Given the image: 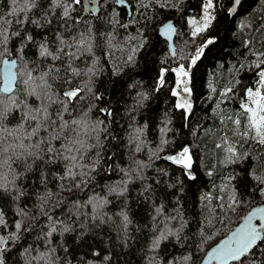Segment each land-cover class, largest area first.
Returning <instances> with one entry per match:
<instances>
[{"label": "trees", "instance_id": "trees-1", "mask_svg": "<svg viewBox=\"0 0 264 264\" xmlns=\"http://www.w3.org/2000/svg\"><path fill=\"white\" fill-rule=\"evenodd\" d=\"M126 1L132 9L130 17L126 8L116 6V0H99L98 15L84 13L83 0L78 4L69 0L67 18L62 15L63 7L52 13L50 0H39L40 7L33 10L34 15L29 13L42 21V26L24 25L35 42L27 44L22 60L36 70L34 75L47 71L53 64L62 68L71 64L80 70L90 66L92 57L87 53L72 60L63 55L61 61L49 57L42 65L38 45L46 44L50 52L60 55L59 40L74 45V36L79 39L80 33L89 34L88 30H92L93 53L99 58L92 91L85 89L80 93L83 100L68 102L62 94L88 80L83 75L72 76L70 70L62 71L55 81L49 78V83L52 91L65 101L69 110L64 113L66 120L77 118L91 108L90 120L102 121L103 131L98 163L96 150L81 162L96 167L95 172L83 178L87 184L64 191L61 184L80 183V178L75 182L60 180L53 173L62 175L63 164H40L38 170L19 182L27 188V196L13 201L16 192H0V209L7 222L6 228H0V235L15 232L17 221L23 224L18 233L20 239L10 241L11 251L3 253L5 264H27L40 253H49L54 264H168L170 261L200 264L206 252L232 231L251 208L264 204V196L253 190L254 181L247 175L249 166H254L256 174H264V151L256 148L253 159L243 163L227 167L221 163L222 154L214 148L222 135L219 117L213 112L217 97L208 87L211 83L222 91L230 84L240 88L254 82V64L264 52V3L243 0L231 16L233 0H213L215 8L211 11L215 19L206 31L193 37L195 26L189 22H202L205 0ZM9 11L10 0H0V16L15 19L7 16ZM45 19H51V23L44 22ZM167 22L176 28L175 55L168 41L158 34ZM208 39L214 43L205 48L190 73L193 108L186 118L183 110L175 108L177 97L172 95V90L176 87V74L170 70L180 64L187 67L196 49ZM141 40L146 42L145 47L137 51L133 63H126L131 49ZM18 46L14 38L7 47ZM66 51L74 53L77 49L70 47ZM3 58L0 52V68ZM161 69L169 71L164 74L165 84L158 87ZM237 80L240 84H236ZM209 95L213 96L212 100ZM43 104L53 119L62 110L60 104H49L47 99H43ZM220 107L225 113L230 112L235 101ZM101 109H107L111 115ZM183 146L191 147L195 180L188 179L178 165L166 159ZM246 147L253 151L254 146ZM137 162L147 167L141 169ZM41 171L47 174L46 183L41 181ZM233 174L235 179L229 184L227 178ZM149 185L150 190L145 191ZM113 188L121 194L111 191ZM233 197L239 203L233 205ZM99 200L104 203L96 216L94 204ZM162 205L163 214L157 215L156 208ZM21 208L26 213L23 216L17 214ZM43 212L63 221L56 225L57 231L51 237L46 233L52 221ZM177 213L179 216L170 220L169 227L175 230L183 223L180 238L169 237L154 250L153 241L159 230L153 226L162 229L164 218L175 217ZM125 214L129 222L124 221ZM65 227L69 230L64 231ZM25 249L30 251L26 253ZM183 257L190 259L185 262ZM254 259L255 264L264 261V245L257 249Z\"/></svg>", "mask_w": 264, "mask_h": 264}, {"label": "snow or ice", "instance_id": "snow-or-ice-1", "mask_svg": "<svg viewBox=\"0 0 264 264\" xmlns=\"http://www.w3.org/2000/svg\"><path fill=\"white\" fill-rule=\"evenodd\" d=\"M118 4H124L126 0H116ZM52 5L51 11L54 14L56 8L63 7V17H69V9L71 4L69 0H50ZM71 3H80V0H71ZM234 6L229 9V14L236 11L235 6H239L241 0H233ZM264 3V0H261ZM146 7V5H142ZM40 7L39 0H10V11L7 16L15 17L13 20L7 19L6 16H0V52L3 53V85L0 87V192L9 193L16 192L12 197L13 201L19 200L27 196L28 190L23 186V181L29 173H33L39 169L40 164L45 166L63 164V174L53 173L58 179H69L73 182L80 178V183H73L60 187L64 191H72L73 187L79 188L82 184H87V180L83 179L89 172H95V166H89L81 163L90 156L93 150H96L97 163L100 158L98 146L100 145V134L103 131L102 121H91L89 108L83 112L81 116L72 120H66L64 113L68 112L65 101L52 91V84L49 78L55 81L60 73L71 71L72 76L79 77L81 75L88 77V80L80 87L66 91L62 95L67 98L68 102L75 100H83L80 95L85 89L90 93L92 91V78L99 71L97 65L99 58L93 53L94 37L90 34L80 33V38L75 36L74 45L67 44L63 39L59 40L61 45L57 50L60 55L50 52L46 44H39V55L42 57V65L44 60L49 57L52 61H61V57L66 56L69 60L80 59L87 53L92 57V63L84 70L71 67L62 68L53 64L47 71L34 75L36 70L30 69L26 61L22 60L24 49L28 43H34V37L27 31L24 25L31 23L36 26H42L41 19H34L29 13ZM204 16L202 22L191 20L189 23L194 25L192 36L195 37L206 31L215 19L212 11L215 8L213 0H205ZM44 22L51 23V19H45ZM15 25L13 28L12 26ZM175 31L171 23L163 25V33L171 36ZM23 33V35H22ZM18 41V47L9 49L7 46L13 39ZM145 41L141 40L137 47L131 49V54L127 57L126 63H133L134 56L139 49L145 47ZM214 43L213 39H208L205 44L197 48L195 54L191 57L189 65L186 67L180 64L178 67L170 71L176 74V88L172 90V95L177 97L175 108L183 110L185 117L192 113V102L189 99L192 89L188 87L190 83V73L192 67L196 65L204 54L205 48ZM76 47L77 51L69 53L67 48ZM173 55L175 50L173 49ZM256 69L254 73V82L251 85H244L240 88L235 85H228L222 91H218L209 83L208 87L211 94L217 97L214 100L215 108L213 112L219 117L220 130L222 135L219 142L214 144V148L220 150L222 154L221 163L227 167L233 164L243 163L246 160L253 159V153L256 148L264 151V52H261L254 64ZM168 69H161L158 78V87L165 84V72ZM118 74V73H117ZM71 83V81H68ZM236 84H240L237 80ZM131 87V86H130ZM187 94V95H185ZM146 98V96H145ZM209 100L213 99L209 95ZM43 99H47L49 104L57 103L61 106V111L53 114L49 112V108L44 106ZM99 99V97H97ZM235 101V107L225 113L221 109V104ZM39 102V103H38ZM75 106V105H74ZM107 115L111 113L107 109H101ZM70 114V113H69ZM16 123L13 124L12 121ZM162 132L166 131L161 129ZM211 132V130H207ZM231 133V137L228 133ZM89 141H95L90 143ZM167 143V141H164ZM246 146H254L250 152ZM140 146L137 145V150ZM167 160L178 165L187 176L188 179L195 180L193 173V154L190 146H183L175 155H169ZM141 169L146 168L142 162H137ZM79 169L80 171H75ZM87 169V171H85ZM209 176L211 172L207 173ZM42 183H46L47 174L40 172ZM247 175L254 181L253 190L264 196V174H256L254 166H249ZM143 179V177H141ZM91 179V177H89ZM235 179V174L228 176L227 180L230 184ZM151 186H147L145 191H149ZM223 190V189H222ZM111 191L121 194L120 190L113 188ZM49 192L48 196L51 197ZM43 199V198H41ZM104 201L99 200L94 204L96 216H99V209L103 206ZM239 203L233 197V205ZM232 205H230L231 207ZM55 206H53V211ZM43 211V210H42ZM157 215L163 214V205L156 208ZM18 215H25V210L21 208ZM52 223L46 235L51 237L57 231L56 225L62 224L63 221L54 220L50 212H43ZM179 213L175 217H165L163 220V228L159 229L158 225H154V229L159 230V235L153 241V249H158L162 241H166L169 237L180 238L179 233L183 228L181 223L179 228L173 230L169 227L170 220L177 219ZM4 211L0 209V228H6L7 222L4 220ZM95 218V217H94ZM125 222L128 216H123ZM255 221V222H254ZM22 221L14 224L15 232L8 235H0V264H5L3 253L10 252L9 243L20 239L18 233L22 229ZM67 227L64 231H68ZM207 239H211L208 237ZM206 242V241H205ZM264 245V207L253 209L246 217L243 223L237 227L231 235L220 241L216 247L207 253L205 264H255V256L257 249ZM30 249H25L29 252ZM50 252L54 249H50ZM185 262L190 257L182 258ZM54 264L49 253H40L38 256L32 257L27 264ZM172 264V262H168ZM264 264V261H261Z\"/></svg>", "mask_w": 264, "mask_h": 264}, {"label": "water", "instance_id": "water-1", "mask_svg": "<svg viewBox=\"0 0 264 264\" xmlns=\"http://www.w3.org/2000/svg\"><path fill=\"white\" fill-rule=\"evenodd\" d=\"M242 1H243V0H241V3H242ZM83 2H84V13L92 12L94 15H98V14L100 13V8H99V3H100V2H99V0H83ZM241 3H240V5H241ZM240 5H239V6H240ZM116 6L119 7V8H122V7L126 8V10H127L128 13H129V17L131 16V14H132V9H131L130 4H129L127 1H126L124 4H118V3L116 2ZM233 6H234V3L232 4L231 8H232ZM239 6H235V7H236V11H235L234 13H231V14H230L231 16H234V15H235V13L237 12ZM168 23H170V22H167L166 24H168ZM171 24L173 25V23H171ZM173 27H174V25H173ZM174 29H175V31L171 34L170 37L164 35V33H163V25H162V26L159 28V30H158V34H159V36H161L163 39H165V40L168 41L169 46H170L171 49H173V46H174V37H175V33H176V28L174 27ZM4 58H5V57H4ZM4 58H3V59H4ZM3 59H2V61H3ZM2 61H1V68H0V70H1V84H0V87H2V85H3L2 73H3V68H4V66H3ZM257 207H264V204H261V205H258V206H255V207L251 208V209L246 213V215H245L244 217H246V216H247V215H248L253 209H255V208H257ZM254 222H255V221H254ZM241 223H243V220H242V221H241V222H240V223H239V224H238V225H237L232 231H230L225 237H223L221 240L226 239L229 235H231V233H232L237 227H239ZM221 240H220V241H221ZM220 241H219L217 244H219ZM217 244H215L214 246H212V247L206 252V254L204 255V257H203V259L201 260L200 264H205V259H206L207 253H208L209 251H211L212 248L216 247ZM212 264H215V262H212Z\"/></svg>", "mask_w": 264, "mask_h": 264}, {"label": "rangeland", "instance_id": "rangeland-1", "mask_svg": "<svg viewBox=\"0 0 264 264\" xmlns=\"http://www.w3.org/2000/svg\"><path fill=\"white\" fill-rule=\"evenodd\" d=\"M203 16H204V14H203ZM203 16H202V19H203ZM176 79H177V77H176ZM188 87H189V85H188ZM176 88V87H175ZM185 95H187V94H185ZM178 99V98H177ZM189 99H190V97H189ZM230 137H231V135H229Z\"/></svg>", "mask_w": 264, "mask_h": 264}]
</instances>
